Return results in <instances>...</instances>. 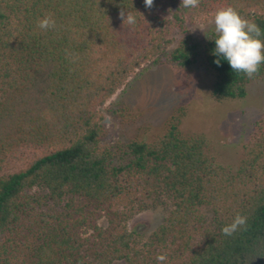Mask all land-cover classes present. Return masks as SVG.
<instances>
[{"label":"trees","instance_id":"trees-1","mask_svg":"<svg viewBox=\"0 0 264 264\" xmlns=\"http://www.w3.org/2000/svg\"><path fill=\"white\" fill-rule=\"evenodd\" d=\"M180 5L0 0V264H264V113L236 172L205 136L183 134L184 107L152 141H106L102 108L149 63L201 62L217 102L244 99L248 85L264 79V64L252 78L227 61L218 66L216 33L189 35V26L225 7L264 32V0ZM127 11L135 26L123 23ZM49 15L55 27L40 29ZM176 35L184 37L169 51ZM25 151L33 153L25 166L4 173ZM166 206L146 240L130 230L136 215ZM237 214L246 227L225 236Z\"/></svg>","mask_w":264,"mask_h":264},{"label":"rangeland","instance_id":"rangeland-1","mask_svg":"<svg viewBox=\"0 0 264 264\" xmlns=\"http://www.w3.org/2000/svg\"><path fill=\"white\" fill-rule=\"evenodd\" d=\"M211 32L215 33L214 19L189 26V35L201 40L209 38ZM183 37L176 35L169 51ZM212 83V75L201 62L189 68L149 63L136 71L102 108L107 122L106 141L110 145L131 139L152 141L163 134L176 110L184 107L183 134L205 136L213 156L236 172L254 123L264 113V79L248 85L246 98L221 102L211 96ZM31 154L25 151L20 159L10 160L4 173L21 170ZM170 208L159 207L136 215L129 223L130 230L139 232L146 240L163 223ZM99 224L108 225L104 218Z\"/></svg>","mask_w":264,"mask_h":264},{"label":"clouds","instance_id":"clouds-1","mask_svg":"<svg viewBox=\"0 0 264 264\" xmlns=\"http://www.w3.org/2000/svg\"><path fill=\"white\" fill-rule=\"evenodd\" d=\"M147 9H150L154 0H143ZM200 0H181V5L186 9H195ZM180 5V6H181ZM125 17V12H121ZM135 26L137 17L131 12H126L123 23ZM55 20L46 16L38 22V27L48 30L55 27ZM216 37L213 40L215 48L213 54L217 57L215 63L219 66L221 60L227 61L233 72L243 73L252 78L259 73L264 64V32L255 22L243 18L234 8L225 7L218 10L214 16ZM247 217L237 214L230 224L222 227L225 236H232L238 230L245 228ZM160 262L167 260L166 255H158Z\"/></svg>","mask_w":264,"mask_h":264}]
</instances>
